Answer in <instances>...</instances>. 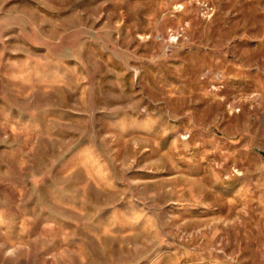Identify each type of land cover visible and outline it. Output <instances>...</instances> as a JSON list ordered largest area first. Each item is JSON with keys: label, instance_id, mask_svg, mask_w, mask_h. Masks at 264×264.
<instances>
[{"label": "rangeland", "instance_id": "1", "mask_svg": "<svg viewBox=\"0 0 264 264\" xmlns=\"http://www.w3.org/2000/svg\"><path fill=\"white\" fill-rule=\"evenodd\" d=\"M0 264H264V0H0Z\"/></svg>", "mask_w": 264, "mask_h": 264}]
</instances>
